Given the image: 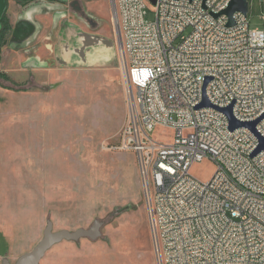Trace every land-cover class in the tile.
<instances>
[{"label": "built area", "instance_id": "obj_1", "mask_svg": "<svg viewBox=\"0 0 264 264\" xmlns=\"http://www.w3.org/2000/svg\"><path fill=\"white\" fill-rule=\"evenodd\" d=\"M231 0H115L128 98L121 151L138 157L159 264H264V27ZM264 20V16H263ZM207 99L211 107L199 108ZM236 120H260L230 130ZM157 128L172 142L154 140ZM209 160V181L192 173Z\"/></svg>", "mask_w": 264, "mask_h": 264}, {"label": "rangeland", "instance_id": "obj_2", "mask_svg": "<svg viewBox=\"0 0 264 264\" xmlns=\"http://www.w3.org/2000/svg\"><path fill=\"white\" fill-rule=\"evenodd\" d=\"M144 1L147 19L154 21L157 0ZM248 1L250 27L261 30L264 0ZM73 2L92 24L72 8ZM54 6V20H44L42 37L33 45L47 68L21 84L7 74L11 83L0 79L6 86L27 88L10 90L17 94L14 100L0 94V113L13 114L1 119L0 129L16 132L11 163L18 179H25L11 193H2V207L5 195L17 203L10 214L0 212V255L13 249L10 261L16 263L40 243L50 220L55 232L89 229L98 220L104 224L98 240L64 241L40 264H159L138 157L120 150L128 98L111 0H65ZM28 108L34 119H12ZM41 111L45 114L37 118ZM174 136L165 128L151 135L160 142H172ZM215 171L206 160L192 173L209 181ZM5 219L12 222L10 229Z\"/></svg>", "mask_w": 264, "mask_h": 264}, {"label": "crops", "instance_id": "obj_3", "mask_svg": "<svg viewBox=\"0 0 264 264\" xmlns=\"http://www.w3.org/2000/svg\"><path fill=\"white\" fill-rule=\"evenodd\" d=\"M54 3H49L47 1L38 0L34 3L28 4L27 6L21 7L17 5L16 2L11 1L9 3V8L7 12V16L9 19V24L13 28L18 25V23L22 20H27L29 23H32L36 26V33L33 36V38L29 39L26 38V36H23V40L21 41L17 38V35H15L12 39L11 34L8 37V41L4 48L2 49L0 53V71L4 74H7L13 81L17 83H25L29 80L30 77H32L33 73L40 72L41 70H45L49 63L43 58V53L35 54L34 44L36 41H39V39L42 37V31L40 32V28H43L44 20H54L52 18V10H54ZM53 6V7H52ZM49 10L50 12H48ZM21 23V22H20ZM22 25H20L21 27ZM22 36V35H21ZM18 39V40H17ZM25 40V41H24ZM28 40V41H27ZM28 92H24L23 94H27ZM0 94L4 96H8L10 100H14L17 98V94L14 91L10 90H3L0 88ZM31 97H27L26 99H29ZM33 99V98H32ZM44 108L42 107V110ZM27 111H20V116L17 118L12 117L14 121L17 120H23L28 121L34 119L28 109H24ZM44 111H41L39 113H35L37 115V118H40L44 115ZM8 116H13L12 113H0V121L1 119H5ZM16 126V124H15ZM27 126V124L25 125ZM8 131L0 129V157L2 160V164H0L1 170H0V212L2 215L4 213L10 214L11 205L15 204L16 209V203L17 199L12 202L11 197L9 195H5L7 197L8 202L2 207L1 199H2V193L8 194L11 193L13 190L12 186L18 185L19 178L16 175V172H14V165L11 163L12 154L16 151L17 148V142H16V132H13V129H5ZM2 149H5V151H1ZM13 158H16V156ZM15 174V175H14ZM25 180V179H24ZM2 186H5L4 191L2 189ZM6 208L4 209V207ZM0 217V227L2 226L3 219L1 220ZM7 219V218H6ZM5 219V220H6ZM9 229L12 227V222L10 220H6L5 225ZM13 249L10 250V252L0 255V264H3L4 259L11 260L13 255Z\"/></svg>", "mask_w": 264, "mask_h": 264}, {"label": "water", "instance_id": "obj_4", "mask_svg": "<svg viewBox=\"0 0 264 264\" xmlns=\"http://www.w3.org/2000/svg\"><path fill=\"white\" fill-rule=\"evenodd\" d=\"M206 1L203 0V6L206 8ZM111 6L113 10V17L115 21V28H116V36L118 41V47L119 52L122 51L123 45H122V38H121V32L119 29L118 19H117V12L115 7V0H111ZM249 1L248 0H231L228 8L224 11H222L219 14H215V18H219L220 16H227L228 18V26L233 27L236 25V21L234 19V16L237 13H241L244 16L248 17L249 13ZM8 9V0H0V33L2 30V21L3 17ZM31 29L34 30L33 33H31L30 37H33L36 33V26L31 24ZM211 103L205 99L203 104L199 107H211ZM229 120L230 130L235 131L240 128H249L254 133L256 132V126L260 122V120L252 123H243L235 119L233 115V107L220 109ZM264 151V139H260V146L253 154V157L258 155ZM103 222L101 221H95L93 226L89 229H79L77 231L71 232L69 230H62L59 232L54 231V223L50 220L48 221L47 227L44 231V237L40 241V243L30 252L22 255L19 257L16 263L14 264H40L41 261L44 259L46 254L57 244H60L64 241H71V242H78L84 238L90 239V240H98L102 236V228H103ZM3 264H13L9 259H4Z\"/></svg>", "mask_w": 264, "mask_h": 264}, {"label": "flooded vegetation", "instance_id": "obj_5", "mask_svg": "<svg viewBox=\"0 0 264 264\" xmlns=\"http://www.w3.org/2000/svg\"><path fill=\"white\" fill-rule=\"evenodd\" d=\"M11 1H14V2L17 3V5H19V6H21V7H24V6H27L28 4H31V3L36 2V1H38V0H31V1H28L27 3H25V4H23V5L19 4L17 0H8V8H9V3H10ZM43 1H47V2H49V3H54V4H60V3H64V2H65V0H43ZM52 7H53V6H52ZM53 8H56V6H54ZM72 8H74L77 12H80V13L82 14V17H83V18H86V20H88V21L90 22V24L93 23L92 20H91L88 16L85 15L84 10L82 9L81 5H79L78 2H73V3H72ZM7 12H8V9H7V11H6L5 15H4L5 18H6V19H5V20H6V24H5V26L2 25V29H3V27H4L5 43H7V41H8L7 39H8V37H9L10 34H11V36H12V39H13V37H14L15 35H17V38H18L20 41H21V39L23 40V36H24V37L26 36V38H28V40L31 39V38H33V37H30V36H31V33L34 32V30L31 29V24H32V23H29L27 20H22V21H20L21 23L19 22L17 26H15V27L12 28V27L10 26V24H9V19H8V16H7ZM3 18H4V17H3ZM20 25H22V26L20 27ZM6 27H9L10 29L7 30V29H5ZM1 32H2V30H1ZM21 35H22V36H21ZM87 38L90 39L89 35H87ZM18 39H17V40H18ZM28 40H27V41H28ZM24 41H25V40H24ZM87 42H89V41H87Z\"/></svg>", "mask_w": 264, "mask_h": 264}, {"label": "trees", "instance_id": "obj_6", "mask_svg": "<svg viewBox=\"0 0 264 264\" xmlns=\"http://www.w3.org/2000/svg\"><path fill=\"white\" fill-rule=\"evenodd\" d=\"M19 4L23 5L25 3H27L28 1H31V0H17ZM5 16L3 18V21H2V25L5 26L6 24V20H5ZM5 29L9 30L10 28L9 27H6ZM6 45L5 43V34H4V27L2 29V32L0 33V53L2 51V48ZM0 79H2L3 81L7 82V83H11V80L8 76H6V74H3L1 71H0ZM0 86H3L4 88L6 89H9V90H14V91H26L27 88H18L16 89L15 87L9 85V86H6L4 85L1 81H0Z\"/></svg>", "mask_w": 264, "mask_h": 264}]
</instances>
